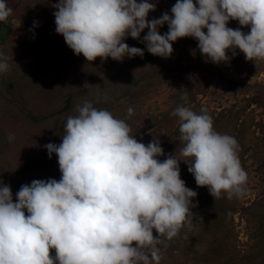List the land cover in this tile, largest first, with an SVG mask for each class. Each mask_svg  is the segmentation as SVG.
<instances>
[{
  "label": "clouds",
  "instance_id": "obj_1",
  "mask_svg": "<svg viewBox=\"0 0 264 264\" xmlns=\"http://www.w3.org/2000/svg\"><path fill=\"white\" fill-rule=\"evenodd\" d=\"M50 6L56 9L55 31L88 62L142 58L144 49L124 42L128 36L165 59L173 42L191 37L212 63L228 62L227 52L234 57L236 49L245 60L264 61V0H176L171 15L152 19L154 0H58ZM12 11L0 0V22ZM230 20L249 32L228 27ZM8 70L0 53V73ZM181 99L187 101V94ZM76 111L67 117L62 142L44 146L49 158H58L59 180L23 184L15 202L10 186H0V264H159L157 246L191 222L198 203L197 192L180 178V161L214 199L244 195L239 145L214 130L206 110L198 114L178 105L172 111L179 118L184 159L169 154L162 161L158 136L147 144L137 140L125 120L91 102ZM133 114L130 107L129 118Z\"/></svg>",
  "mask_w": 264,
  "mask_h": 264
},
{
  "label": "rangeland",
  "instance_id": "obj_2",
  "mask_svg": "<svg viewBox=\"0 0 264 264\" xmlns=\"http://www.w3.org/2000/svg\"><path fill=\"white\" fill-rule=\"evenodd\" d=\"M6 2L13 10L7 22H11L12 44L16 46L20 40L22 27L30 22L31 24L35 22V25L47 22L49 13L56 11L50 5L58 0H6ZM154 2L156 9L149 12L148 19L159 18L164 12L171 15L170 9L176 0ZM227 26L236 29L241 25L236 20H230ZM160 28L167 29V25ZM249 30L250 28H247L245 33ZM133 40L135 39L128 36L125 43H131ZM192 40L191 37L178 38L173 44L176 52L173 53L168 65L161 67L156 75L132 83L120 91L109 112L115 118L125 120L132 129L131 134L145 144L149 143L153 136H158L165 153L164 156L158 157L161 161L169 154L184 159L181 155L183 142L180 140L179 118L171 115L178 105L188 107L198 114L201 109L206 110L213 120L214 130L233 137L239 145L238 157L247 174L245 192L240 197L234 195L232 199H228L226 194L222 193L221 198L214 199L207 187L196 185L193 175L187 170L188 165L184 161L179 162L180 178L185 181L187 187L197 192L193 199L198 203L191 209L194 213L191 222L186 224L176 237L166 240V246H157L161 257L159 264H264L261 259L264 257L263 253H255L252 250L254 241L260 237L255 236L253 232L262 213L254 205L249 208L252 202L264 195L262 160L264 143L256 125V122L264 117V106L257 105L251 100L255 88L246 89V85L249 84L264 85V61L245 60L239 49H236L237 54L234 57L229 51L228 62L214 64L218 66L222 75L240 85L233 87L226 84L225 88H221L213 79L204 88L198 86L196 82L206 63L199 64L201 60L192 59V53L183 52L182 49L183 45H186L187 49L190 48ZM136 64L143 70L149 66L148 62L143 61ZM4 93L8 94L5 90L1 92ZM185 93L187 101L181 99ZM2 98H0V120L3 121L0 127L2 129L0 177L6 178L12 175V171H15L22 161L32 165L34 161L30 159L42 156H33L31 147L26 143L20 144V141L26 142L29 138L30 128L25 125V120L14 124L8 121L5 115L9 113L8 107L13 105L5 103L4 100H7L3 95ZM130 107L134 114L129 118ZM13 113L18 118L23 117L22 112ZM6 120L9 126L7 130H5L7 126L4 125ZM16 128L21 129L20 135L17 134ZM4 133L7 140L11 136L13 143L19 141L18 147H21L17 149V153L15 150L14 155L10 154L13 152L12 149L11 152L3 150L8 143L2 148ZM17 174L19 175H16L17 178L23 177L22 171ZM50 254L54 256L55 250L51 249Z\"/></svg>",
  "mask_w": 264,
  "mask_h": 264
},
{
  "label": "trees",
  "instance_id": "obj_3",
  "mask_svg": "<svg viewBox=\"0 0 264 264\" xmlns=\"http://www.w3.org/2000/svg\"><path fill=\"white\" fill-rule=\"evenodd\" d=\"M50 13L47 22L35 26L31 22L25 24L21 29L20 40L16 46L13 45L14 43L12 44L11 22H0V53L7 58L9 64V70L0 73V91L5 90L8 94L4 93V95L0 92V98L3 95L7 100L4 102L13 105L10 108L5 105L9 112L5 117L12 124L25 120V125L30 128L29 138L26 142L20 141V144L25 145L26 143L31 147L33 156H42L30 159L36 164L33 162L30 165L29 162L22 161L23 164L18 165L15 171H12L11 176L0 177V186L2 184L10 186L14 202L16 200L15 193L21 185L28 184L34 179H60L58 158L55 153L49 158L44 146L49 142L56 144L62 142V136L65 134L64 124L68 116L78 114L77 106H82L87 101L97 109L109 111L120 91L132 83L156 75L161 67L168 65L173 53L176 52L173 42L171 57L161 58L147 52L145 45L135 39L127 44L144 49L142 58L140 56L130 59L125 57L118 62L111 57L103 61L97 57L94 61L88 62L82 54H74L73 50L65 43L63 36L55 31L54 12ZM240 28L245 32L249 27L240 26ZM166 31L167 29H159L161 34ZM146 32L147 29L141 33V38ZM197 43L198 41L193 39L190 48L187 49L186 45H183L182 49L183 52L192 53V59L201 60L202 62L199 64L206 63V67H201L203 70L196 82L198 86L205 88L213 79L221 88H225L226 84L233 87L240 85L222 75L214 63L206 61L201 56ZM140 61L148 62V68L144 70L138 68L136 62ZM252 87L255 88V92L251 100L257 105L264 106V85H246V89ZM13 112H22L23 117L18 118ZM1 121L2 119L0 127H2ZM4 125L7 126L5 129L7 130L9 128L7 120ZM256 125L264 143V117L260 118ZM16 129L17 134L20 135L21 129ZM1 131L0 128V133ZM4 137L1 141L3 142L2 148L6 143L8 145L3 150L11 152L12 149L11 155L15 154V150L17 153V149L21 147H18L19 141L13 143V140H7L6 133H4ZM262 160L264 161V158ZM261 163L263 162L261 161ZM20 171H22L23 177L17 178L19 176L17 173ZM253 205L261 211L262 215L253 232L255 236L260 237L254 241L252 250L264 255V195L254 203L252 202L249 208H252ZM25 214L27 215L26 210ZM166 243L165 240L160 246H164ZM261 259L264 261L263 256Z\"/></svg>",
  "mask_w": 264,
  "mask_h": 264
}]
</instances>
